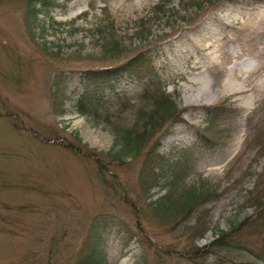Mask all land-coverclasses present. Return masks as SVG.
<instances>
[{"label": "rangeland", "instance_id": "374dc122", "mask_svg": "<svg viewBox=\"0 0 264 264\" xmlns=\"http://www.w3.org/2000/svg\"><path fill=\"white\" fill-rule=\"evenodd\" d=\"M49 1L33 17L29 0H0V264H74L99 218L105 264H264L248 253L264 247V0ZM139 52L157 76L112 82L100 93L112 106L90 115L80 75ZM249 56L234 80L255 91L186 104L210 59L220 82ZM160 91L182 113L155 130L165 159L146 192L147 145L115 144ZM197 192L182 219L175 207ZM216 239L230 244L212 251Z\"/></svg>", "mask_w": 264, "mask_h": 264}, {"label": "trees", "instance_id": "16d2710c", "mask_svg": "<svg viewBox=\"0 0 264 264\" xmlns=\"http://www.w3.org/2000/svg\"><path fill=\"white\" fill-rule=\"evenodd\" d=\"M31 5L29 12L33 17L40 12V9H35L32 5L40 4L42 7L50 3L49 0H29ZM157 76L155 66L151 57L145 55L143 52L136 53L134 56L123 62L122 64L115 65L103 70H87L80 75V81L83 86V96L82 99L86 101L87 106L92 110L93 114L102 113L103 110H107L112 106V102L106 99H102L100 93L104 90L105 87L113 88L112 82H121L126 79H135L145 77L149 80ZM157 99L153 105L151 112L149 113L146 122L138 128H127L125 131H118L117 134L120 135V139L117 137L116 144L118 146L117 153H132L133 155L141 154L145 149L144 146L147 145L148 149L145 154L144 161V173L149 177V181L140 176L141 185L144 188V191L148 190L155 186L158 182L157 175L158 172H154V168L162 163L165 159L163 154L158 152L160 146V138L156 137L155 130L161 125L168 123L179 122L181 111L178 110L176 104L166 95L164 92L160 91L156 95ZM127 103H121V109L125 110L127 108ZM10 116L9 114H7ZM13 116V115H12ZM11 117V116H10ZM14 125V123H13ZM208 134L207 132L205 133ZM119 139V140H118ZM65 146L64 144L60 143ZM66 147L70 148L73 151H77L73 146L67 145ZM115 158H118L117 155H114ZM97 166L101 170L103 167L101 163L96 160ZM162 202L165 203L169 199V195L164 197ZM204 197L202 192H197L195 195H192L188 200L184 201L176 208L178 214L185 213L181 215V218L188 217L193 213L198 206H200ZM258 207H262L261 212H264V203H258ZM249 221H245L247 224ZM91 233H90V243L87 245L85 253L82 255L79 253L78 260L74 264H105L104 259L101 257V246H102V230L105 229L110 222L106 221L105 218H99V221H96ZM139 224V223H138ZM140 231L143 229L139 226ZM201 235V233L199 234ZM131 237V236H130ZM228 242H223L220 239L212 241L208 246L209 249L215 251V248H223L227 246ZM100 248V249H99ZM248 253L253 255L258 259L264 258V247L263 251H257L253 248L248 249Z\"/></svg>", "mask_w": 264, "mask_h": 264}, {"label": "bare ground", "instance_id": "6f19581e", "mask_svg": "<svg viewBox=\"0 0 264 264\" xmlns=\"http://www.w3.org/2000/svg\"><path fill=\"white\" fill-rule=\"evenodd\" d=\"M252 59L251 56L242 58L239 62H233L231 65L229 64L228 69L225 73V78L223 80H220V82L217 80V76H212L211 70L216 69L217 62L214 61V59H210L209 61L212 62V69L210 70V64L208 66L206 65L205 70L200 73L199 75L191 78V81L194 83H199L200 85L203 84L207 86L206 89H203V87L198 88V92L194 94V96L187 95L186 98V104H194V103H203V104H209L208 101L215 100V98L231 94L232 92H235L237 90H247L255 91L257 83L253 80H250L247 76L244 77L245 81L237 82L235 81V76L240 75L241 77L244 76L245 72H247V63L246 60ZM257 61V59H255ZM204 65V64H203ZM217 87V88H216ZM205 92H209V98L202 97V94ZM207 98V99H206ZM252 98V97H251ZM250 98L246 100V103H250Z\"/></svg>", "mask_w": 264, "mask_h": 264}]
</instances>
